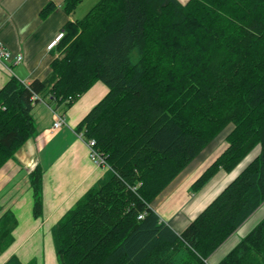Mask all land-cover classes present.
<instances>
[{
    "label": "trees",
    "instance_id": "1",
    "mask_svg": "<svg viewBox=\"0 0 264 264\" xmlns=\"http://www.w3.org/2000/svg\"><path fill=\"white\" fill-rule=\"evenodd\" d=\"M62 33L46 79L0 90L1 170L37 135L36 104L66 115L97 82L109 88L76 127L109 172L54 226L59 263L209 264L264 204V0H100ZM222 134L228 146L192 193L260 153L178 234L152 205ZM29 181L38 217L43 171ZM17 225L0 204V257ZM218 264H264V218Z\"/></svg>",
    "mask_w": 264,
    "mask_h": 264
},
{
    "label": "crops",
    "instance_id": "2",
    "mask_svg": "<svg viewBox=\"0 0 264 264\" xmlns=\"http://www.w3.org/2000/svg\"><path fill=\"white\" fill-rule=\"evenodd\" d=\"M64 1L0 0V44L12 56L11 61L0 60V90L13 77L25 84L47 78L55 57L50 46L62 33L65 24L75 21L73 15L69 17L63 11ZM50 3L55 4V10L43 18L41 11ZM18 56L23 58L19 63L16 62ZM108 92L109 88L104 83L97 82L66 113V124L56 132L53 131L56 117L53 107L42 102L33 108L37 135L0 170V203L5 210L12 211L18 222L13 233V246H16L5 262L16 255L23 263L28 253L21 251L28 249L31 242H35L32 246L35 249L40 242L50 246L54 226L109 172L108 168L95 165L85 140L76 131L78 124ZM214 144L196 158L152 205L162 220L178 234L183 233L244 170L237 169L240 164L230 173L220 171L200 192L192 193V184L228 146L226 143L223 148H218ZM245 162L242 166H246ZM37 168L43 171V223L40 225L33 223L31 218L34 201L29 181ZM251 217L210 257L209 264H218L229 253L218 258L219 253L244 228L245 236L250 232ZM22 218H26V222H21ZM32 225L36 226L31 229ZM41 233L43 235L37 240ZM239 242L236 241L232 248ZM18 250L21 254L15 253Z\"/></svg>",
    "mask_w": 264,
    "mask_h": 264
},
{
    "label": "rangeland",
    "instance_id": "3",
    "mask_svg": "<svg viewBox=\"0 0 264 264\" xmlns=\"http://www.w3.org/2000/svg\"><path fill=\"white\" fill-rule=\"evenodd\" d=\"M100 0H85L75 11V13L73 14V17L75 20H80L82 19ZM182 4H186L189 0H179ZM218 148H223V146L226 145V141H225V134H222L219 138L216 139V141L214 142ZM260 153V148H256L249 156H247L243 161L245 162V165L247 166L252 160H254V158L256 156H258V154ZM207 154V158H208ZM206 158V159H207ZM210 159V158H209ZM208 159V160H209ZM243 161L241 162V166L237 169L243 170L246 166H242ZM207 161H205L206 163ZM233 180V179H232ZM32 190V188H30ZM32 195V199L34 201V195H33V191L31 193ZM42 200H43V190H42ZM1 204V203H0ZM34 206V203H33ZM3 207V206H2ZM3 209H5L3 207ZM31 218L33 220V223H38L39 225L41 223H43V213L38 216L35 217L34 214L32 213ZM264 218V204L263 206H261V208L259 209L258 212H256L252 217H251V222H250V231L252 229H254L258 223ZM21 222H26V218H22ZM36 225H32L30 228L33 229ZM249 226L246 227V229ZM245 228L244 230H242L241 232H239L236 235V238L234 240H232L228 246H226L224 248V250H222L219 255L218 258H223L225 256V254H227V252H230L233 248L232 246H234V244H236V241H241L244 237H245ZM43 234L41 233L40 235L37 236V240H39L41 238ZM24 236V234H23ZM21 237V241L22 238ZM35 242H31L28 245V249H25L23 251H21V253L23 252H27L28 253V257L23 259V263L24 264H60L59 263V259L56 256L55 253V247H54V243L52 242V244L49 246L48 243H39L38 244V248H32V246H34ZM226 244V243H225ZM224 244V245H225ZM15 246H13V244L8 248V250L4 253V256L0 257V264L4 263L5 259L12 254V251L15 249ZM45 246V247H44ZM223 246V245H222ZM232 248V249H230ZM15 253L17 254H21L20 250L16 251Z\"/></svg>",
    "mask_w": 264,
    "mask_h": 264
},
{
    "label": "built area",
    "instance_id": "4",
    "mask_svg": "<svg viewBox=\"0 0 264 264\" xmlns=\"http://www.w3.org/2000/svg\"><path fill=\"white\" fill-rule=\"evenodd\" d=\"M63 33H61L58 38L56 39V41L54 43H52V45L50 46V48H53L56 43L63 37ZM12 56L11 53L9 51H7L1 44H0V60H4V61H11ZM22 56H18L16 57V62H20L22 61ZM38 99V97H35L34 100ZM55 122L53 124V131L56 132L58 130H60L65 124H66V118L65 115L59 114L55 112ZM79 137L81 139H84V135L83 133H78ZM88 148H89V152H90V157L91 160L95 163L96 166L98 167H104V168H108L109 166L106 163L105 158L101 155V153L99 151H97V149L95 148L96 146V142L95 140H89V141H85Z\"/></svg>",
    "mask_w": 264,
    "mask_h": 264
},
{
    "label": "bare ground",
    "instance_id": "5",
    "mask_svg": "<svg viewBox=\"0 0 264 264\" xmlns=\"http://www.w3.org/2000/svg\"><path fill=\"white\" fill-rule=\"evenodd\" d=\"M143 218V215L140 217V219Z\"/></svg>",
    "mask_w": 264,
    "mask_h": 264
}]
</instances>
